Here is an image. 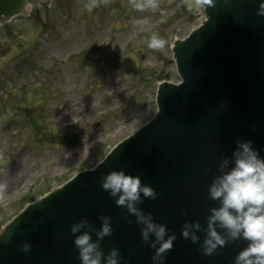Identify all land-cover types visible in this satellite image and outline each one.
Listing matches in <instances>:
<instances>
[{
	"label": "water",
	"instance_id": "95a60500",
	"mask_svg": "<svg viewBox=\"0 0 264 264\" xmlns=\"http://www.w3.org/2000/svg\"><path fill=\"white\" fill-rule=\"evenodd\" d=\"M48 2L0 0V27ZM261 2L203 0L191 9L188 2L185 10L199 9L202 21L188 37L174 42L181 83L159 84L156 116L94 170L79 173L2 227L0 264H80L71 225L87 217L99 227L101 215L112 217L114 230L102 242L105 252L117 247L122 264H151L153 250L142 245L136 217L117 207L99 184L104 174L121 168L141 176L159 193L140 207L177 237L165 264H233L246 241L204 256L198 245L182 237L181 226L187 220L205 223L209 208L217 203L208 198V186L237 140H251L264 156V16L257 14ZM78 142L76 134L59 138L64 146ZM26 240L32 244L27 253L20 251Z\"/></svg>",
	"mask_w": 264,
	"mask_h": 264
},
{
	"label": "rangeland",
	"instance_id": "374dc122",
	"mask_svg": "<svg viewBox=\"0 0 264 264\" xmlns=\"http://www.w3.org/2000/svg\"><path fill=\"white\" fill-rule=\"evenodd\" d=\"M88 2L50 0L0 28V225L154 117L157 86L179 81L173 42L200 24L188 0ZM153 33L163 50L147 47ZM70 133L78 146L58 143Z\"/></svg>",
	"mask_w": 264,
	"mask_h": 264
},
{
	"label": "clouds",
	"instance_id": "9594fccd",
	"mask_svg": "<svg viewBox=\"0 0 264 264\" xmlns=\"http://www.w3.org/2000/svg\"><path fill=\"white\" fill-rule=\"evenodd\" d=\"M202 3L203 0H190L188 7ZM97 6V0H89L85 5L89 12ZM133 6L143 11L156 9L158 4L156 0H134ZM257 14L264 16V0ZM146 22L144 19L136 21L138 25ZM165 45V39L153 33L147 47L163 50ZM99 184L117 207L136 217L142 245L153 250L151 264H165L177 237L166 224L157 222L153 213H146L140 207L145 199L156 200L159 193L150 184L143 183L141 176L123 168L107 172ZM208 198L217 203L209 208L205 223L185 221L181 226L182 237L198 245L204 256H212L228 244L244 240L246 247L236 254L233 264H264V156L253 147L251 140H237L232 154L219 161L217 174L208 186ZM183 214L188 215L187 211ZM98 219L99 227L87 217L71 225L70 233L80 264H122L119 248L112 247L105 252L102 246L105 238L113 235L112 217L101 215ZM31 249L32 244L27 240L20 247L25 253Z\"/></svg>",
	"mask_w": 264,
	"mask_h": 264
}]
</instances>
